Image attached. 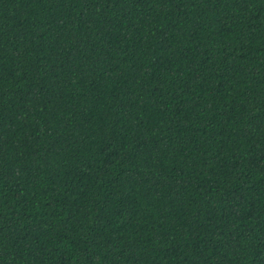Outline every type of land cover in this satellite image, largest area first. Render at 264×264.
<instances>
[{
    "label": "trees",
    "instance_id": "16d2710c",
    "mask_svg": "<svg viewBox=\"0 0 264 264\" xmlns=\"http://www.w3.org/2000/svg\"><path fill=\"white\" fill-rule=\"evenodd\" d=\"M0 264H264V0H0Z\"/></svg>",
    "mask_w": 264,
    "mask_h": 264
}]
</instances>
